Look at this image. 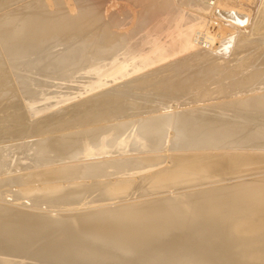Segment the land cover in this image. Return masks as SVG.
<instances>
[{
    "label": "bare ground",
    "instance_id": "1",
    "mask_svg": "<svg viewBox=\"0 0 264 264\" xmlns=\"http://www.w3.org/2000/svg\"><path fill=\"white\" fill-rule=\"evenodd\" d=\"M38 1L0 0V264H264V177L92 208L264 172V0Z\"/></svg>",
    "mask_w": 264,
    "mask_h": 264
},
{
    "label": "rangeland",
    "instance_id": "2",
    "mask_svg": "<svg viewBox=\"0 0 264 264\" xmlns=\"http://www.w3.org/2000/svg\"><path fill=\"white\" fill-rule=\"evenodd\" d=\"M61 1H63L65 4H67V5H72L73 4V7H75V2H76V0H61ZM67 1V2H66ZM71 1V2H70ZM94 1H98L97 3H99V4H101V5H103V7L105 8V10H104V14H107V13H111V12H113V11H116L117 13H123L124 12V14H125V18H126V21H125V24H127V28H125V26L126 25H124L123 26V29H122V32H127L129 29H131L132 27H133V25H135V24H137L138 22H144L145 21V19H144V17H145V15L143 16V14H144V11H145V14H146V18L148 19L149 17L150 18H152L155 22H159V23H163V24H166V25H168V23H169V19H170V13H171V11L168 9V8H164L163 6L162 7H158V6H155L154 5V7L152 6V10H150V7H149V5H147L146 6V4H144V2L142 1V0H94ZM162 0H158L157 2H155V4L156 5H159L160 4V2H161ZM38 2H41V3H43V4H45V5H49V4H51V3H53V4H55V0H41V1H38ZM51 2V3H50ZM71 4H70V3ZM253 2V3H252ZM142 3V4H141ZM159 3V4H158ZM105 4V5H104ZM249 4H255V0H251V1H249ZM140 5V6H139ZM142 6H143V9H142ZM117 7L119 8V9H117ZM144 7H145V9H144ZM182 7V6H181ZM116 8V9H115ZM147 8V9H146ZM183 8H184V6H183ZM183 8H180L181 10H184ZM186 9L188 8V7H185ZM122 10V12H121V10ZM119 10V11H118ZM177 10V9H176ZM179 11V10H178ZM151 12V13H150ZM130 16V17H129ZM246 16L249 18L250 17V15L248 16L247 14H246ZM132 17V18H131ZM135 18V22H134V18ZM246 17V18H247ZM247 18V19H248ZM146 19V20H147ZM171 20H172V18H171ZM248 24V22H245V25H247ZM132 25V26H131ZM129 27V28H128ZM125 29V30H124ZM124 30V31H123ZM127 30V31H126ZM230 151V150H229ZM257 151H259V150H249L248 152H257ZM185 153L186 152H189V151H184ZM183 152V153H184ZM204 152H208V153H210V152H215V151H212V150H210V151H204ZM228 152V151H227ZM168 153H170V152H168ZM193 153V152H192ZM167 162V163H166ZM165 163L168 165V166H171L172 165V162H170V161H166ZM171 164H170V163ZM261 173V174H260ZM262 173H264V172H259V173H254V174H252V173H248V174H246V175H243V176H235L234 178L233 177H229V180H228V178H226V180L225 179H222V181L220 180V183L221 184H219V181H215V182H218L217 183V185L218 186H221L222 187V185L224 184L225 186H226V188H225V191H224V187H222V189L220 190V188H218L217 187V190H219V191H217V190H215L216 188V183L215 182H203V183H201L200 185L198 184H196V187H194V185H190V186H187L188 188H186V186H182V187H179V188H177L176 190H172V189H165L164 191V195H163V192H161V194L159 193V192H157L156 194L155 193H150V195L149 194H146V195H148V196H146V195H142V196H137L136 198H137V200L136 201H138V202H135V200L134 199H136L135 197L133 198L132 197V199L128 196L127 198H126V200L127 199H129L130 201H131V203H130V201L128 200V202L127 201H125V199H124V202L125 203H123L122 202V204H121V201H123V200H120V201H117L118 203H115V204H112L113 202H109L108 200H106L104 203H103V205L104 206H102V204H100L99 206L100 207H98V206H94V207H92L93 209H97V208H104V207H110V206H113V205H118V206H127V205H129V204H136V205H138L139 204V202L140 201H142V204H145L144 203V200H146V203H148L149 202V200L150 199H158V198H162L161 200L163 201H161L162 203H164L167 207H171V206H174V205H171L172 204V201H171V203L169 202V200L168 199H166L165 197H168V196H171L173 193H178L180 190V192L181 193H183V192H187V191H193V190H198V189H201L202 188V186L204 187V188H206L207 187V189L209 188V189H213L214 190V192H212V191H209L208 193H210L209 195H213V193L214 194H216V199H217V201H219V199L217 198V196L218 197H220V200L221 199H223L222 197H223V194H221V195H218L220 192H222V190H223V192L222 193H226V189L227 188H230V190L232 191V187H230V186H233V185H231L232 183H233V181L237 184L241 179H243V180H249V178H250V180H252L256 175V177L257 178H254V179H258V178H262V177H264L263 175H262ZM259 174H260V176H259ZM251 175H253V176H251L252 177V179H251V177L250 176ZM255 175V176H254ZM246 178H245V177ZM236 177H238V178H236ZM234 179V180H233ZM235 179H239V181L238 180H236L235 181ZM253 179V180H254ZM225 180V181H224ZM242 180V181H243ZM228 181V182H227ZM242 181H240V182H242ZM232 182V183H231ZM138 183V182H137ZM137 183H135L133 186H137L138 184ZM235 183H234V185H235ZM209 184H210V186H209ZM212 184V185H211ZM213 184H214V186H213ZM227 184H229L228 186H227ZM202 185V186H201ZM139 187V186H138ZM211 187H213V188H211ZM192 188V189H191ZM204 188H202V189H204ZM233 188H235V189H237L236 187H234L233 186ZM239 189V191L237 190V193L238 194H243L244 192H242L241 190H243V189H240V188H238ZM163 191V190H162ZM216 191V192H215ZM228 191V190H227ZM170 192V193H169ZM172 192V193H171ZM179 192V193H180ZM228 192H230V191H228ZM235 192H236V190H235ZM242 192V193H241ZM208 193L206 194V195H208ZM151 194H152V196H151ZM158 194V195H157ZM160 194V195H159ZM229 194V193H228ZM79 196H82L83 195V193H80V194H78ZM156 195H157V197H156ZM162 196V197H161ZM146 197V198H145ZM148 197V198H147ZM228 197H229V195H228ZM227 194H225L224 195V200H226L227 198ZM72 198V197H71ZM71 198H69V196H67L66 197V200H68V199H71ZM140 198V199H139ZM55 199V200H54ZM62 199V200H61ZM153 199H152V201H153ZM51 200H53V201H58V202H62V201H65V202H67L66 200H65V197H63V196H61V197H55V198H51ZM132 200H134L133 202H132ZM140 200V201H139ZM166 200H168V204H170V205H167V203H165V201ZM208 202H209V200L208 199H206ZM206 200H201L202 201V206L204 207V208H206V209H208L207 207H206V205H207V201ZM148 201V202H147ZM204 201H206V202H204ZM216 201V202H217ZM135 202V203H134ZM150 202H151V200H150ZM167 202V201H166ZM214 202V201H213ZM212 202V203H213ZM216 202H214V203H216ZM127 203V204H126ZM211 203V202H210ZM208 204V206L210 207L212 204ZM213 203V204H214ZM217 203H220V202H217ZM107 204V205H106ZM110 206H109V205ZM142 204L139 206L138 205V207L139 208H143V206H142ZM163 204V205H164ZM174 204V203H173ZM205 206H204V205ZM147 205V204H146ZM145 206V205H144ZM219 206V205H218ZM217 206V207H218ZM225 207V209H226V205H224L223 207H220V208H222L221 210H223V208ZM91 207H89L88 209H86L85 208V210L83 209H81L82 211H88V210H90V209H92ZM174 208V207H173ZM205 209V210H206ZM219 209V208H218ZM224 209V210H225ZM37 211V210H36ZM39 212H42V210L40 209V210H38ZM78 211H80V210H77V212ZM76 212V211H75ZM205 212V211H204ZM205 214V213H204ZM209 214V213H208ZM207 213H206V216H208V218L205 216L204 217V215H202L203 217H204V220H206V224H207V226L209 225V224H211L212 222H211V220H212V217H211V214L210 215H208ZM201 216V218H203ZM211 217V219H209ZM201 218H198L197 220H200ZM207 218V219H206ZM202 221H203V219H201ZM200 220V221H201ZM209 221V224L207 223L208 221ZM199 221H196V223H198ZM205 222V221H204ZM204 222H199V224H203V225H200V227L201 228H205V229H207V227H206V224H204ZM211 222V223H210ZM193 223V222H192ZM196 223L194 224L193 223V225H194V227H195V225H196ZM192 225V226H193ZM211 225H209L208 227H210ZM95 242V241H94ZM94 242H88V245H90V246H88L87 245V248L85 249V251L83 252V254H81V253H79V254H77V253H75L74 255H73V257L72 258H74V261H79V259H84L86 262H88V263H90V264H136L138 261H137V259H136V257L134 256V254L133 253H130V252H126V251H124V250H122L121 248V250H118V248L116 249L115 247H117V245H114V244H109L110 245V248L112 247L113 248V246H115L114 247V249L117 251L118 250V252L120 251H123L124 253H122L123 255H127L126 257L125 256H123V258H122V255H121V253L119 252H116L115 250L113 251V249H109V245H107V246H105L104 247V245H102V244H97V243H94ZM90 243V244H89ZM92 245V246H91ZM89 247V248H88ZM105 249H104V248ZM108 247V248H107ZM97 248H99V250L97 249ZM95 249V251H97V252H95V251H93ZM107 249H109L110 251L109 252H107ZM102 250V251H101ZM103 251H105V252H103ZM113 251V252H112ZM115 252V253H114ZM102 253V254H101ZM111 253V254H110ZM77 254V255H76ZM91 254V255H90ZM92 254H93V257H92ZM114 254H115V256H114ZM117 254H119V255H117ZM82 255H83V258H82ZM101 255H102V259H100L101 258ZM106 255V256H105ZM96 256V257H95ZM87 257V258H86ZM125 257V258H124ZM130 257H135V261L132 259H130ZM129 258V259H128ZM99 259V260H98ZM105 260V261H104ZM130 260V261H129ZM108 261V262H107ZM146 262V261H145ZM137 264H148V262L147 263H144V261H139Z\"/></svg>",
    "mask_w": 264,
    "mask_h": 264
}]
</instances>
